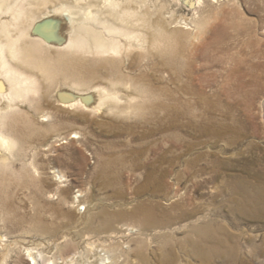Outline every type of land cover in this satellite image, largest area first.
Segmentation results:
<instances>
[{
	"label": "rangeland",
	"instance_id": "1",
	"mask_svg": "<svg viewBox=\"0 0 264 264\" xmlns=\"http://www.w3.org/2000/svg\"><path fill=\"white\" fill-rule=\"evenodd\" d=\"M144 1H127L121 8H137L144 15L150 25L146 35L149 47L151 36L158 33L157 25L164 30L161 47L156 43L160 49L157 45L152 50L150 47L156 56H147L144 63L140 56L124 59L120 77L99 72L88 78L89 92L99 95L98 103L105 89L116 95L118 102L111 101L92 111L66 108L58 112L51 107L55 92L72 85L58 78L47 91L50 106L44 103L41 108L48 123L39 121V125L50 124L48 135L56 136L50 146L44 147L41 143L47 132L41 131L36 137L39 153L35 160L41 167L43 155H47L49 166L66 176L64 197L69 205L60 204L62 212L51 208L56 217L44 220L51 228L47 227L50 238L30 231L26 241L29 245L52 244L51 236L62 231L70 247H75L73 235L82 243L96 241L100 236L90 237V231L100 229L102 216L123 213L115 225L121 223L129 236L119 242V250L98 249L108 264H142L140 255L147 264H228L224 249L234 246L239 252L235 264H264V213L254 212L249 204L238 205L245 197L243 190L264 187V0H202L195 11L187 4L196 0ZM196 28L205 41L212 36L219 38L216 45L205 50L206 56L191 53ZM171 62L181 70L178 80L168 72L173 67ZM193 68H198L200 75L199 81L192 83L186 72ZM198 86L201 95L192 92ZM72 87L82 93L89 89ZM179 112L185 114L177 116ZM72 132L78 133L79 139L69 141ZM60 139L68 143L61 145ZM26 156L30 159L31 154ZM29 190L24 194L31 195ZM56 198L45 202L57 203ZM151 205L155 213L148 211ZM178 216L185 217L171 228H154L162 217L175 220ZM143 220L151 225L144 230ZM207 223L213 228L222 226L230 234L226 248H216L221 252L210 251L207 245L200 248L197 253L210 256L209 261L192 251L197 237L191 227ZM10 226L0 221V264H33L16 242L22 228ZM27 226L24 231H28ZM59 226L62 230H57ZM122 251L128 254L122 255Z\"/></svg>",
	"mask_w": 264,
	"mask_h": 264
},
{
	"label": "bare ground",
	"instance_id": "2",
	"mask_svg": "<svg viewBox=\"0 0 264 264\" xmlns=\"http://www.w3.org/2000/svg\"><path fill=\"white\" fill-rule=\"evenodd\" d=\"M127 1L139 3L138 0H121L119 2L114 0H0V212L2 213L0 221L5 226L6 224L11 225L10 227H14L18 230L22 228L20 230L21 233L16 230L19 232L16 242L24 248L27 258L33 264H108L98 252L100 246L104 249H112L115 247L116 250H119L117 247L119 242L124 240L126 236H129L128 233H126L128 229L120 226L122 225L121 223L119 226L115 225L117 224V220H122L124 214L114 213L104 214V216L100 215L102 216V220H100L102 226L100 227L97 224L100 229L90 231V237L91 235L100 236L99 238H95V240L97 239L96 241L87 240V242L82 243L80 237L77 238V236L74 237L73 235L71 238L76 243L75 247L72 246V248L65 242L66 235L63 231L51 236L53 237L51 239L52 244H48L45 241L46 243L44 244L31 243V245H29L26 241V237L30 236L28 234L30 231L35 232V234H40L41 236L50 235L49 233L51 232L48 233V230L51 228L46 226L43 222L46 218H50V220L53 219L52 215H54V213L52 214L50 211L51 208L62 212L63 210L60 204L69 205L64 197L67 192L65 189L67 185L66 176L59 169L49 166L50 159L47 158V155H43L44 160L42 161L44 164L41 165V167L35 160L39 153V149H35L38 143L36 140L41 131L47 132L46 135L43 136L45 138L44 142L41 143L44 144V147L50 146L53 137L56 136H52L51 134L48 135L51 131L50 124L39 125V121L48 123V116L44 115L41 106H43L44 103L46 106H50L47 96L49 87L58 78L65 84L75 87H88L90 82L88 78L96 77L99 72H104L106 76L108 75L110 77L118 74L120 77L121 68L124 67V59L130 56H140V61L142 63L147 60V56H156L155 54H151L150 47L152 50V46L157 45L156 43H159L160 46V37L164 30L161 31L162 28L159 27L160 25H157L158 33L156 32V35L151 36L152 42H150L151 44L149 47L147 41L148 37L146 35L149 32L148 28L150 25H148L143 17L144 15H140L137 12V8H123V6L121 8L122 3ZM201 1L202 0H196L194 3L188 2L187 6L195 11L196 6L199 7ZM143 3L146 2L141 0L139 4ZM198 28H196L194 34H192L195 42L191 41L193 45L191 53H193L194 56H206L205 50L207 49L209 51L211 46L216 45L219 38L217 36H212L206 38L205 41V38L200 34L201 30ZM196 42L198 43L197 45L194 44ZM147 43L148 47L145 49ZM202 45L205 46L203 50L200 49ZM174 52L176 51L174 50ZM173 63V67H170V71L168 72L178 80L180 79L181 70L179 72ZM197 71H199L198 68H193L190 73L186 72V78H189V82L193 83L194 80L197 82L199 81L200 74ZM110 80L111 79H109V81ZM72 86L60 90L57 89L53 96L54 105L51 104V107L58 112H62L66 108L92 111L111 101H119L116 95L105 89V91H103L101 103L99 102V104L97 99L99 95L95 96L93 94L94 92H89L91 87H88V93H82L80 89ZM42 89L44 90L43 92H41ZM192 92L201 95L202 88L198 86L197 89H194ZM184 114L183 112H179L177 116ZM70 135L69 141L79 139L78 133L76 132H72ZM60 141H63L61 145L68 143V141L63 139H60ZM27 153H29V155L31 154L30 159H27ZM46 187L49 190L51 188V190L47 191ZM249 188V190H243L245 197L243 198V202H238V205L242 204V206H245V204H249L254 212L264 213V187L257 185L250 186ZM29 189H32L31 195H28L26 192V194H24L23 191L25 190L31 192ZM55 196H57L55 199L57 203L46 204L45 201H52V197ZM46 206L49 210L45 208ZM139 210H141V208ZM154 210L156 209L151 205L148 211L155 213ZM150 217V221H153L155 218L154 215V218ZM183 217L185 216H178L175 220H168L162 217V219L156 221V225L153 226L159 231L161 229L171 228V226L175 225L179 220L184 219ZM150 221L147 220V222ZM147 222H142L143 230L151 226H148V224H146ZM26 223L28 224V229H26L28 231H24L23 228ZM84 223L86 224V222ZM48 225L51 224L48 223ZM47 227L49 228L48 230ZM191 228L192 232L197 237V241L194 242L193 245L191 244L192 251L197 257L202 256V254L197 253L200 248L203 249L207 245L210 251H218L216 250L218 246L224 248L226 242L230 240V234L227 235L222 226L213 228L210 223H207L200 226L195 225ZM58 229H60V226L57 230ZM60 230H62V228ZM77 234L79 235V233ZM68 239L67 241H69ZM58 241L60 244H58ZM234 247L228 251L224 249L228 264L238 263L236 262V258L239 255H237L239 252L236 250L238 247ZM54 250L55 252H53ZM121 253L122 255L124 253L128 254L126 251H122ZM209 257L210 256L206 255L202 259L209 261ZM138 258L142 264H147L144 256L140 255ZM38 259H40L41 262H38Z\"/></svg>",
	"mask_w": 264,
	"mask_h": 264
}]
</instances>
